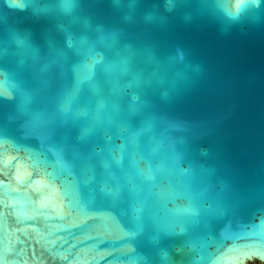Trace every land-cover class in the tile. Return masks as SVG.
I'll use <instances>...</instances> for the list:
<instances>
[{"label": "water", "instance_id": "water-1", "mask_svg": "<svg viewBox=\"0 0 264 264\" xmlns=\"http://www.w3.org/2000/svg\"><path fill=\"white\" fill-rule=\"evenodd\" d=\"M0 264H264V0H0Z\"/></svg>", "mask_w": 264, "mask_h": 264}]
</instances>
